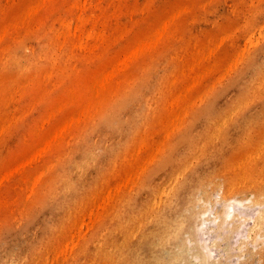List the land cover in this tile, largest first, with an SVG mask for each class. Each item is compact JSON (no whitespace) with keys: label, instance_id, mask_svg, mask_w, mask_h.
<instances>
[{"label":"rangeland","instance_id":"1","mask_svg":"<svg viewBox=\"0 0 264 264\" xmlns=\"http://www.w3.org/2000/svg\"><path fill=\"white\" fill-rule=\"evenodd\" d=\"M0 264H264V0H0Z\"/></svg>","mask_w":264,"mask_h":264},{"label":"bare ground","instance_id":"2","mask_svg":"<svg viewBox=\"0 0 264 264\" xmlns=\"http://www.w3.org/2000/svg\"><path fill=\"white\" fill-rule=\"evenodd\" d=\"M242 204H243V202L242 201H240V200H238V199H235V198H229L228 199V202H227V205H226V210H227V213H229V208L231 207H238V208H240L241 206H242ZM230 210H233V209H230ZM206 213H207V211H199V212H196V215H195V217H194V225H196V224H199V223H201V222H204L206 219L204 218L205 217V215H206ZM230 213H231V211H230ZM193 220V219H192ZM237 221H239V220H237ZM237 223H239V222H237ZM181 226V225H180ZM180 226L179 225H177V230H179L180 229ZM246 235V234H245ZM245 235H244V237H245ZM246 238H250V235H246ZM198 244H200V240L198 239L197 240V242L195 243V245H197L198 246Z\"/></svg>","mask_w":264,"mask_h":264}]
</instances>
